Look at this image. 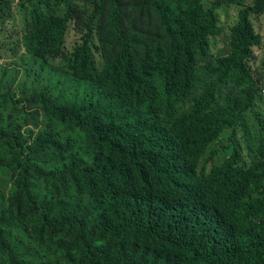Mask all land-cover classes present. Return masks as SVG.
Returning a JSON list of instances; mask_svg holds the SVG:
<instances>
[{"label": "trees", "instance_id": "trees-1", "mask_svg": "<svg viewBox=\"0 0 264 264\" xmlns=\"http://www.w3.org/2000/svg\"><path fill=\"white\" fill-rule=\"evenodd\" d=\"M263 17L0 0V264H264Z\"/></svg>", "mask_w": 264, "mask_h": 264}, {"label": "rangeland", "instance_id": "rangeland-1", "mask_svg": "<svg viewBox=\"0 0 264 264\" xmlns=\"http://www.w3.org/2000/svg\"><path fill=\"white\" fill-rule=\"evenodd\" d=\"M234 16V14L231 12L230 14H227L226 12L222 13V17L224 20H226L229 17ZM257 26L260 33L263 35L264 38V17L257 20ZM1 50V49H0ZM3 54V55H2ZM0 61L3 63V65L8 69H15L23 65L24 62H27V59L20 57L19 60L17 58L12 59L9 56L5 54V52L0 51ZM22 70L23 67H20Z\"/></svg>", "mask_w": 264, "mask_h": 264}]
</instances>
